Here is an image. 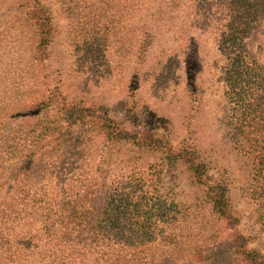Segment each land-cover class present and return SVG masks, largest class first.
I'll list each match as a JSON object with an SVG mask.
<instances>
[{
	"label": "rangeland",
	"instance_id": "obj_1",
	"mask_svg": "<svg viewBox=\"0 0 264 264\" xmlns=\"http://www.w3.org/2000/svg\"><path fill=\"white\" fill-rule=\"evenodd\" d=\"M172 2L168 10L165 0H0V135L8 132L18 140L23 131L36 130L44 119L24 118L21 113L45 101L49 117L65 101L97 105L127 131L140 129L138 122L128 120L129 111L135 110L139 125L155 129L176 148L185 143L197 145L211 163L209 180L223 181L238 220L231 226L214 217L202 191L189 185L183 165H164L157 155L139 153L127 145H107L93 130L81 145V152L92 160L85 177H93L94 167L101 165L108 173V186L122 176L147 174L150 166L161 172L162 164L164 178H176L191 191L186 201L194 203L192 208L157 229L174 238L166 253L160 254L161 238L142 251L153 253L159 248L155 264H190L198 246L205 249L208 264H240V235L250 239L249 248L264 257V176L252 174L253 162L259 163L256 156L247 169L226 127L229 104L218 49L226 13L219 7L220 0ZM35 3L46 8L53 23L43 63L34 60L36 31L27 18ZM141 46L146 60L138 64V56L145 53L139 50ZM245 47L249 57L264 66V20L251 30ZM137 69L139 82L134 77ZM46 144L34 148L38 165L29 179L23 176L14 181L16 169L3 172L11 182L0 192V209L5 208L11 217L17 213L18 220L12 218L16 248L37 237L43 224L21 217L19 185L28 182L33 192L42 191L41 182L53 180V175H47L50 161L64 157L51 155L53 145ZM58 163L63 167L64 158ZM65 173L61 168L56 176ZM36 245L41 252L52 251L39 242ZM25 264H51V260L37 256Z\"/></svg>",
	"mask_w": 264,
	"mask_h": 264
},
{
	"label": "trees",
	"instance_id": "obj_2",
	"mask_svg": "<svg viewBox=\"0 0 264 264\" xmlns=\"http://www.w3.org/2000/svg\"><path fill=\"white\" fill-rule=\"evenodd\" d=\"M165 1L169 10L174 2ZM219 7L226 13L218 49L223 61L221 80L229 104L228 137L238 146L237 155L247 169L254 156L259 159L257 165L253 162L252 174L264 176V66L249 57L245 47L251 30L264 20V0H220ZM27 12L36 31L34 60L43 63L53 38V23L46 8L38 3ZM139 50L145 51L138 56V61L141 60L138 64H142L146 60V50L142 46ZM134 77L139 82V69ZM192 82L190 77V87ZM46 102L21 113L24 118L44 119L36 130L23 131L18 140L8 132L0 135V192L11 182L3 173L9 169L18 172L14 181H21L23 176L29 179L38 165L34 148L40 144L50 142V146L53 145L51 155L64 156L63 167L58 166L62 158L49 162L47 175H53L50 183L41 182L37 175L43 184L42 191L33 192L28 182L19 185L21 196L17 198V206L21 207V217L30 222L34 219L43 222L37 237L28 238L27 243H19L16 248L12 218L18 220L17 213L11 217L5 214V208L0 209V258H5L0 264L30 263L37 256L49 258L51 264H155L159 248L155 247L153 253H144L142 249L152 248L161 238L164 247L160 254H165L164 250L174 243L170 234L163 235L157 229L162 223L170 225L177 221L176 215H183L192 208L194 203L186 201L191 191L176 178H164L162 164L161 172L153 165L147 174L138 172L122 176L108 186V173L101 165L94 167L93 177H85L84 172L92 166V160L81 152V145L92 137L93 130L107 145H127L139 153L146 151L157 155L164 165H183L189 185L202 191L213 216L231 226L238 223L223 181L209 180L211 163L197 145L185 143L176 148L170 139L159 137L155 129L139 125L134 117L135 110L129 111L128 120L134 124L138 122L140 129L127 131L97 105L65 101L59 104L62 108L49 117ZM61 168L66 173L57 177ZM237 239L240 247L237 252L242 258L238 263L264 264L260 251L249 248L250 239L240 235ZM38 242L52 251L41 252L36 245ZM205 253V249L197 246L191 262L187 261L208 264Z\"/></svg>",
	"mask_w": 264,
	"mask_h": 264
}]
</instances>
